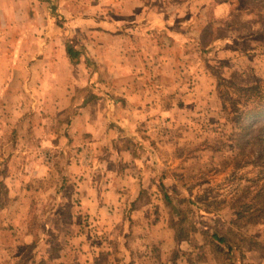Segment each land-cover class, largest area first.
<instances>
[{
	"label": "rangeland",
	"instance_id": "374dc122",
	"mask_svg": "<svg viewBox=\"0 0 264 264\" xmlns=\"http://www.w3.org/2000/svg\"><path fill=\"white\" fill-rule=\"evenodd\" d=\"M51 8L77 53L74 79L88 81L70 83L73 106L52 123L69 135L66 125L82 123L91 101L92 123L127 125L99 157L85 136L55 150L52 175L30 181L37 191L19 237L0 230V264H226L214 233L237 243L234 264H264V141L248 130L236 144L251 122L237 115L264 106V0H61ZM208 25L216 37L202 50ZM104 97L109 105L97 104ZM85 174L114 182L109 205L96 191L82 203ZM18 198L0 187V204ZM176 231L188 236L177 242Z\"/></svg>",
	"mask_w": 264,
	"mask_h": 264
},
{
	"label": "crops",
	"instance_id": "0c3cea01",
	"mask_svg": "<svg viewBox=\"0 0 264 264\" xmlns=\"http://www.w3.org/2000/svg\"><path fill=\"white\" fill-rule=\"evenodd\" d=\"M60 1L0 0V187L9 198L20 195L18 201L11 199L7 206L0 204L6 216L0 219V230L7 239L19 237V224L27 221L31 209L29 193L37 191L30 181L52 175L53 161L59 159V154L54 156L55 150L68 144L71 137L85 136L101 148L95 153L99 157L103 153L101 144L124 137L121 133L127 125L104 123L106 117H101L102 123H92L91 101L80 109L83 116L77 119L82 118V123L66 125L69 135L61 136L60 123H52L53 115L60 116L73 106L70 83H88L83 76L74 79L76 52L66 43L69 35L55 22L51 8ZM102 103L109 105L105 97L97 101ZM98 161L103 168L105 158ZM86 177L88 174L83 178L82 203L90 204L92 191H96L103 193L101 205H109L116 192L114 182L103 176L100 180ZM14 208L18 212L15 209L12 215ZM25 237L31 241L35 236L25 233Z\"/></svg>",
	"mask_w": 264,
	"mask_h": 264
},
{
	"label": "trees",
	"instance_id": "16d2710c",
	"mask_svg": "<svg viewBox=\"0 0 264 264\" xmlns=\"http://www.w3.org/2000/svg\"><path fill=\"white\" fill-rule=\"evenodd\" d=\"M203 33L200 37H201V43H200V47L202 48V50L206 49L215 39L216 35H215V30H214V26L212 25H208L203 29ZM206 35V37H205ZM69 53H71V49H68ZM77 54V53H75ZM240 115L245 116L246 115V120H247V116L251 117V122L249 123H243L242 126V131L238 132L236 135L237 136V145H239V143L242 142V138L239 136L240 133H246L248 130H253L249 133L250 137L255 138L258 137L261 141H264V106L263 105H257L255 106V108L246 111L244 113H240L237 115V117H239ZM244 119V122H245ZM255 127V128H254ZM255 132V133H253ZM254 134V135H253ZM251 139H247L246 141H244V145L251 143ZM238 150V155L244 153V150L242 149V147H237ZM261 150L263 149V154H264V147H260ZM252 152L253 150L250 149ZM264 158V155H263ZM186 236H188V234H182L179 231H176V236L175 239L177 240V242H182L183 240H185ZM212 238L215 240V242L217 241L218 245L216 246L217 248H221L220 246H224L220 252L221 255L224 256V260L226 261V264H234L233 263V256L235 255V250H238V246L236 245L237 243H235V247L234 244L231 243L230 239H228L227 237H223V236H219L216 233H214L212 235ZM213 240V241H214ZM211 241V242H213ZM237 242V241H235ZM219 259H221V257L219 256ZM245 264V263H243Z\"/></svg>",
	"mask_w": 264,
	"mask_h": 264
}]
</instances>
